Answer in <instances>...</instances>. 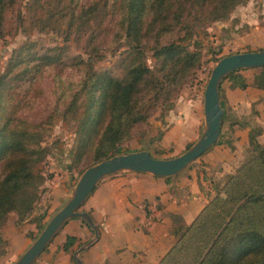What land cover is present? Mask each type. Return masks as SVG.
Wrapping results in <instances>:
<instances>
[{
	"label": "trees",
	"instance_id": "obj_1",
	"mask_svg": "<svg viewBox=\"0 0 264 264\" xmlns=\"http://www.w3.org/2000/svg\"><path fill=\"white\" fill-rule=\"evenodd\" d=\"M11 1L0 0V26L4 10L13 4ZM240 1L26 2L28 10L58 21L56 29L66 34L72 28L83 27L94 12L103 10L111 27L126 40L127 63L121 77L107 69H95L93 58L101 40L93 39L86 57H72L70 64L79 76L66 83L60 79L66 67L61 46L46 47L40 52L33 41L26 40L10 54L0 72V225L12 211L14 223L31 221L40 227L46 212L45 207L35 212V207L44 190L45 176L39 165L50 148L37 135L42 124L29 121L22 114L32 102V96L23 89L25 82L37 83L49 67L56 70L54 113L74 124L73 146L66 167L80 171L125 149L123 144L137 134L139 126L146 123L158 105L168 102L198 63L199 52L189 49L188 44L196 23L223 19ZM110 30L105 25V31ZM147 48L155 59L151 66L145 62ZM256 68L259 71L253 85L264 88V65ZM238 70L229 72L224 80L231 87L243 88L248 83ZM220 104L222 129L224 121L236 123L237 117L221 97ZM165 107L170 108V103ZM259 133L258 126L249 128L246 157L189 223L173 228L174 242L155 264H264V144L256 138ZM79 242L77 236L66 234L60 247L72 251V246Z\"/></svg>",
	"mask_w": 264,
	"mask_h": 264
},
{
	"label": "rangeland",
	"instance_id": "obj_2",
	"mask_svg": "<svg viewBox=\"0 0 264 264\" xmlns=\"http://www.w3.org/2000/svg\"><path fill=\"white\" fill-rule=\"evenodd\" d=\"M29 1L12 0L13 4L7 6L4 10V17L0 26V72L10 54L21 43L30 40L35 43L36 50L40 52L45 50L46 47L61 46L63 50L62 59L66 63V67L60 73V79L66 83H71L79 76L77 69L70 64L72 57L78 55L86 57V51L91 48L92 40L100 39L101 42L97 45V52L93 58V67L95 69H107L117 77L123 75L127 63L125 52L127 43L111 27L112 23L106 18L103 10L94 12L83 27L72 28L66 34L64 31L60 32L56 29L55 25L58 21L28 10L26 6L29 4L26 2ZM82 1L86 2V0ZM20 21L22 22L20 23ZM107 24L112 29L108 32L105 31V25ZM188 44L189 49L199 52V61L185 81L181 83L177 92L172 94L166 102L170 103V108L165 107L166 103L164 106L158 105L147 118L146 123L139 126L137 134L123 144L122 147H125V149L121 151L128 150L126 148L133 150L145 147L158 157H169L184 150L198 137L203 123L202 109L197 131L186 142L174 143L168 138L167 141L169 142L165 144V141L161 138L164 130L170 124L191 123L189 122L192 117L189 112L191 107L193 108L194 105L198 104L202 108V91L209 70L215 61L214 57L235 51L264 48V0H241L227 12L223 19L199 20L193 27ZM145 58L148 65L154 64L155 59L149 48L145 49ZM238 71L248 84L243 88L231 87L229 84L227 85L228 81L224 78L219 86V91L225 106L231 108L224 95L227 86L242 91L247 89V94L256 98L252 102L249 99L245 103L242 102L244 106L241 107V105L238 109L240 116L237 115L236 110L231 108L233 115L237 117L236 123H228V120L224 121L218 142L214 144L226 143L231 150L233 148L231 140L233 139L234 127L246 128V136H248L249 128L258 126L260 133L257 134L256 138L264 144V109L262 108V96L258 94L259 91H264V88L253 85L255 82L254 75L259 69L248 67ZM55 72L54 68L49 67L42 73L37 83L30 84L27 81L23 85V89L26 90L27 94L32 96V102L28 109L22 111V114L29 121L42 124L43 129H39L37 135L42 143L50 148L49 154L39 165L45 176L42 184L44 190L40 202L35 207V212L41 211L44 207L46 212L40 227L31 221L14 223L15 213L8 212L4 222L0 225V264H10L31 243L46 220L67 198L82 171L66 167L69 151L73 146L74 124L71 119H64L62 114L54 113L53 107L57 101L55 97ZM252 92L255 93L252 94ZM236 101L238 102V100ZM237 102L235 103L237 104ZM58 107L61 109L60 105ZM228 115H230L229 111ZM203 153L179 170L174 178L179 177L182 180L186 176H194L202 189L201 191H208L206 188L210 187L215 193L227 176L234 172L235 167L248 154V142L246 141L245 146L241 145L239 147L236 154L238 161L234 164V167L228 168L227 175L224 174L227 173V170H223L224 172L221 173L222 171L220 172L217 164L204 162ZM83 207L80 206V209H84ZM55 236L31 264H48L44 261L46 260L45 250L48 247H55V241L58 240ZM83 241L80 239L77 245L74 244L71 248L72 251ZM72 251H65L69 255V264H75L71 258Z\"/></svg>",
	"mask_w": 264,
	"mask_h": 264
},
{
	"label": "crops",
	"instance_id": "obj_3",
	"mask_svg": "<svg viewBox=\"0 0 264 264\" xmlns=\"http://www.w3.org/2000/svg\"><path fill=\"white\" fill-rule=\"evenodd\" d=\"M243 90L228 86L224 90L227 102L238 116L239 106H244L242 102L256 98L247 94V89ZM259 92L264 109V91ZM201 109L198 104L190 108L191 123L170 124L161 137L165 144L168 138L174 143L186 142L197 131ZM234 128L232 150L226 143H218L203 153V161L217 164L221 173L227 170L225 175L238 161L239 147L247 141L246 128ZM206 189L201 191L191 175L182 180L174 175L165 179L129 171L103 177L82 205L89 210L99 230L96 241L80 252L82 261L84 264H155L174 242L173 228L189 223L214 193L210 187ZM66 234L85 240L91 235V229L79 217L68 219L55 236L58 238L55 247L45 250V263L69 264V255L60 247Z\"/></svg>",
	"mask_w": 264,
	"mask_h": 264
},
{
	"label": "water",
	"instance_id": "obj_4",
	"mask_svg": "<svg viewBox=\"0 0 264 264\" xmlns=\"http://www.w3.org/2000/svg\"><path fill=\"white\" fill-rule=\"evenodd\" d=\"M261 65H264V48L230 52L216 58L202 91L203 123L198 137L173 156H152L145 147H142L119 151L84 167L64 202L46 220L31 243L10 264H31L64 223L72 217L81 218L91 229V235L71 253L76 264H84L80 252L96 241L99 230L90 213L80 209V206L97 182L105 176L129 171L162 177L175 175L214 144L220 136L223 107L219 99V86L222 80L231 71Z\"/></svg>",
	"mask_w": 264,
	"mask_h": 264
}]
</instances>
